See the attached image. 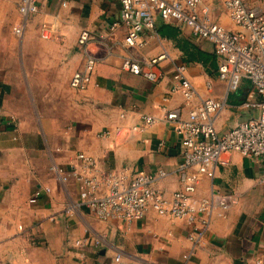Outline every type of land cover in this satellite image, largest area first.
Here are the masks:
<instances>
[{
  "label": "crops",
  "instance_id": "obj_1",
  "mask_svg": "<svg viewBox=\"0 0 264 264\" xmlns=\"http://www.w3.org/2000/svg\"><path fill=\"white\" fill-rule=\"evenodd\" d=\"M19 2L0 0V264H256L264 255L258 160L227 152L213 177L200 176L198 196L238 199L223 214H213L200 246L189 240L191 227L184 220L151 208L131 223L98 219L81 204L77 182H61L55 172L81 167L77 154L84 152L107 171L166 172L153 186L170 196L180 188L183 146L166 113L178 108L186 118L203 100H221L214 124L225 133L255 112L240 107L250 83L244 79L238 91H228L218 78L220 56L181 23L157 17L155 29L141 31V45L127 46L129 26L120 19L119 0H68L65 6L63 0H37L38 11L28 16L19 13ZM225 2L201 0L199 11L237 30ZM245 2L264 13V0ZM43 25L50 39L42 37ZM18 26L21 35L14 32ZM83 30L91 34L86 49L78 46ZM86 54L96 62L91 82L72 88ZM160 56L157 81L121 68L127 58L149 66ZM181 66L194 89L189 101L176 89ZM146 116L157 122L146 125ZM45 188L51 192L31 203L33 193ZM80 239L83 247L75 245Z\"/></svg>",
  "mask_w": 264,
  "mask_h": 264
},
{
  "label": "built area",
  "instance_id": "obj_2",
  "mask_svg": "<svg viewBox=\"0 0 264 264\" xmlns=\"http://www.w3.org/2000/svg\"><path fill=\"white\" fill-rule=\"evenodd\" d=\"M68 0H63V5ZM122 5L120 19L129 26L126 44L130 47L141 45L139 36L142 30L155 29L156 18L163 21L181 23L191 29L194 37L210 43L220 56L218 78L226 83L228 91L239 90L242 81L247 80L252 90L248 92L242 109L255 111L237 122L225 133H220L214 124L215 116L224 103L218 99H206L192 108L183 118L181 110L176 108L166 113V120L176 123L177 134L183 146V159L178 166L180 188L167 196L153 186L158 177L166 172L155 174L138 173L130 175L128 168L121 172L107 171L99 165L98 159L84 152L77 154L81 167L71 173L63 174L55 169L61 182L73 178L79 188L81 204L91 210L100 220H120L131 223L141 220L148 209H153L161 216L184 220L190 227L188 235L195 246H200L204 232L210 225L214 213L223 214L237 203L235 195L215 193L209 197L198 196L200 176H214L215 168L221 156L227 152H239L251 160L261 162V181L264 183V13L250 8L245 0H226V9L237 26V30L211 21L207 10L200 13L201 0H119ZM18 11L23 16L38 11L37 0H20ZM118 23H114V30ZM42 37L50 39L52 33L43 25ZM23 28H14L21 35ZM91 34L83 30L78 37V46L86 49ZM153 58L149 66H142L132 59H124L122 70L143 76L150 81H157L160 74L154 70L160 59ZM95 60L86 54L85 69L76 71L70 81L75 89H85L91 82ZM185 67L178 68L175 75L179 79L180 90L186 100L194 96L190 81L184 77ZM157 122L154 116L144 117L146 125ZM49 188L39 189L30 198L35 203ZM73 206L66 212L71 214ZM86 241L76 240L75 245L83 247ZM97 244V242H96ZM121 256L117 255L116 262ZM264 264V255L256 260Z\"/></svg>",
  "mask_w": 264,
  "mask_h": 264
}]
</instances>
